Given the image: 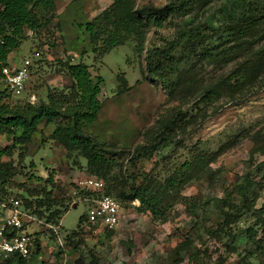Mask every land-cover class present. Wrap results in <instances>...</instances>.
<instances>
[{
  "label": "trees",
  "instance_id": "trees-1",
  "mask_svg": "<svg viewBox=\"0 0 264 264\" xmlns=\"http://www.w3.org/2000/svg\"><path fill=\"white\" fill-rule=\"evenodd\" d=\"M195 1L171 0L161 8L152 5L135 8L133 0H113L100 15L78 24L88 36L92 53L102 55L131 41L136 54L145 55L146 78L157 81L173 99L181 90H186L188 95L189 99L180 98V105L168 117L159 119L155 128L143 134L145 140L141 144L125 154L112 151L87 131L97 120L102 107L98 96L104 79L100 75L92 78L83 62L71 63L68 58L65 62H58L61 69L57 72L66 75L72 83L66 88L48 91L46 101L10 102L11 96L16 95L7 87H1V82H5L2 69L9 66V55L23 42L47 29L57 17V11L55 0H0V137L11 141V145H0V187L13 184L19 172L11 160L4 161L3 158H10L15 149L22 155L32 135L41 131L40 126L52 125L54 129L50 138L59 143L68 155L76 153L85 159L87 174L96 176L103 183L100 191L78 195L93 199L111 197L125 205L137 200L135 208L138 212L149 213L161 222L166 220L168 212L177 203H183L195 216L201 211L202 217L197 220L199 231L218 240L228 252L236 253L240 258L239 264H247L245 259L248 255L263 259L264 203L255 208L258 195L253 193L250 196V190L253 186L264 190V174L256 182L250 173L241 176L231 189L224 190L223 197L208 196L203 201L198 200L200 202L186 201L182 194L186 185L207 178L220 179L217 172H211L209 167L221 151L210 153L189 149V160L173 168L161 165L169 159L165 150L178 145L179 136L190 135L197 125L205 122L219 101L235 103L256 88L260 77L264 78V46L252 49L262 37L259 32L263 31L264 25V0H204L197 9L202 10L215 1L222 5L216 15L202 22L198 21L197 13L191 15ZM176 15L187 20L181 31L172 41L161 38V44L154 42L159 29ZM237 56L239 60L235 66L218 79L206 84L194 79L181 89L180 85L188 76L195 74L192 71H197L199 63H227ZM182 64L190 66L183 71ZM125 90L126 87L122 92ZM256 151H264V142L257 145ZM142 160L151 162L154 170L163 167L161 172L166 176L161 178L157 171L154 175L152 169L150 172H134L136 164ZM258 165L262 172L264 161ZM45 183L54 187L53 176L50 175ZM15 201L23 215L48 226L50 235L54 237L61 230L60 220L69 210L72 200L59 199L52 189L43 187L39 193L29 191V195H21ZM208 221L213 223V227L206 228ZM84 223L89 224L86 216L79 218L74 230L64 234V244L72 253L77 252L82 244L79 234ZM33 236L34 251L27 258L12 255L2 264H26L34 258L41 245L36 238L39 233ZM175 250L178 255L185 250L191 262L197 261L198 254H195L189 240L178 244ZM73 263L98 264V259L94 255L86 257L80 254Z\"/></svg>",
  "mask_w": 264,
  "mask_h": 264
},
{
  "label": "rangeland",
  "instance_id": "rangeland-1",
  "mask_svg": "<svg viewBox=\"0 0 264 264\" xmlns=\"http://www.w3.org/2000/svg\"><path fill=\"white\" fill-rule=\"evenodd\" d=\"M133 1L135 8L144 5L161 8L171 2ZM112 2L113 0H55L57 17L52 24L41 31L40 35L32 36L13 51L17 62L30 59L32 67L24 92L11 96L10 102L24 103L30 101L31 97L35 98L34 103L46 101L48 91L66 88L72 83L66 75L57 72L61 69L58 62H65L67 58L71 63L83 62L88 66L92 78L100 75L104 79L98 96L102 107L97 120L87 131L106 143L112 151H123L126 154L145 140L143 134L155 128L159 119L168 117L180 105V98H189L185 94L186 90H181L173 99L157 81L152 82L150 78H146L145 55L142 53L138 56L131 41L102 55L91 52L88 36L78 24L91 21ZM200 3H204V0L195 1L191 13H197L199 22L216 15L222 5L215 1L201 10L197 9ZM186 21L185 17L174 16V19L167 21L159 29V34L153 38L154 42L161 44V38L172 41ZM260 33L261 40L252 48L254 50L264 46V25L259 35ZM150 34L151 30L148 35ZM149 38L150 36L148 40ZM207 44L210 43L207 41ZM34 53L37 56L34 57ZM238 60L239 56L227 63H199L197 71H192L195 74L188 76L180 87L185 89L194 79L204 84L210 83L229 72ZM189 66L190 64L184 65L183 71ZM1 85L6 87L5 82H1ZM125 87L126 90L122 92ZM40 129L41 131L32 135L22 155L15 149L10 158H3L4 161L11 160L19 172L13 179V184L0 187V212L11 200H18L21 195L27 196L29 191L37 194L43 187L52 189L59 199L70 198L72 201L69 210L60 220L61 230L54 237L50 235L48 226L23 215L24 230L31 235L39 233L36 238L41 245L40 252L26 264H74L80 254H85L86 257L94 255L98 264H239L240 258L236 253L228 252L218 240L199 231L197 220L202 217L201 211L195 216L188 210V205L183 203H177L168 212L166 220L161 222L153 219L149 213L138 212L135 208L137 202L125 205L118 201L121 206L119 225L108 232L84 223L79 234L82 244L77 252L72 253L70 247L64 244V234L78 226L79 218L86 216L88 207L96 200L93 197H82L81 194L73 198V193L79 179L93 175L87 174L85 159L76 153L68 155L59 143L50 138L54 126L41 125ZM177 140L178 145L165 150L169 159L161 165L173 168L182 164L190 159L189 149L210 153L221 151L209 167L211 172H217L220 179L215 181L207 178L186 185L182 192L186 201H203L208 196L223 197L224 190L231 189L247 173H250L254 182L261 180L264 169L261 172L257 167L264 161V151L257 152L256 147L264 142V78L260 77L256 88L235 103L219 101L216 110H211V116L205 122L197 125L190 135L179 136ZM0 145H11V141L2 136ZM162 168L154 170L151 162L142 160L133 171L150 172L152 169L154 175H157V171L164 178L166 173L161 172ZM50 175L54 178V187L45 183ZM253 193L258 195L255 203V208L258 209L264 203V190L253 186L250 196ZM252 220L254 221L253 218ZM209 227H213L211 221L206 223V228ZM186 239L191 242L195 254H198L196 262L190 261L185 250L179 255L175 250ZM241 244L244 246V243ZM3 260L5 259L0 257V264ZM245 261L247 264H264V258L256 259L250 255L246 256Z\"/></svg>",
  "mask_w": 264,
  "mask_h": 264
},
{
  "label": "built area",
  "instance_id": "built-area-1",
  "mask_svg": "<svg viewBox=\"0 0 264 264\" xmlns=\"http://www.w3.org/2000/svg\"><path fill=\"white\" fill-rule=\"evenodd\" d=\"M33 56H37L34 53ZM30 59H22L15 66H7L2 69V75L6 87L13 95H21L30 76ZM34 97L30 101H34ZM103 188V183L97 177L85 176L76 182L77 196L81 192H95ZM86 212L87 223L103 229H115L119 225L121 206L111 197H102L93 200ZM138 201L135 200L133 203ZM23 214L19 204L15 200L10 201L9 206H4L0 212V257L6 259L12 255L27 258L33 251L34 236L23 228Z\"/></svg>",
  "mask_w": 264,
  "mask_h": 264
},
{
  "label": "crops",
  "instance_id": "crops-1",
  "mask_svg": "<svg viewBox=\"0 0 264 264\" xmlns=\"http://www.w3.org/2000/svg\"><path fill=\"white\" fill-rule=\"evenodd\" d=\"M8 62H9V66H14L18 64L17 60L14 59L13 52L9 55Z\"/></svg>",
  "mask_w": 264,
  "mask_h": 264
}]
</instances>
